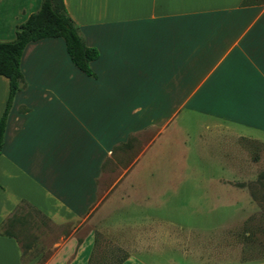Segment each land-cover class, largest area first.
<instances>
[{
  "label": "crops",
  "instance_id": "obj_1",
  "mask_svg": "<svg viewBox=\"0 0 264 264\" xmlns=\"http://www.w3.org/2000/svg\"><path fill=\"white\" fill-rule=\"evenodd\" d=\"M64 1L86 44L99 50L90 63L95 76L72 62L62 37L26 45L0 155V264H89L96 225L123 228L122 264H153L136 252L185 229L132 225L118 215L153 213L182 195L186 207L225 214L229 226L264 221V4ZM40 4L0 0V40L13 39ZM8 94L0 74V117ZM183 110L204 116L201 156L217 164H186L187 137L174 122ZM24 204L70 227L30 261L13 231Z\"/></svg>",
  "mask_w": 264,
  "mask_h": 264
},
{
  "label": "rangeland",
  "instance_id": "obj_2",
  "mask_svg": "<svg viewBox=\"0 0 264 264\" xmlns=\"http://www.w3.org/2000/svg\"><path fill=\"white\" fill-rule=\"evenodd\" d=\"M174 122L183 127L182 134L187 137L185 143L188 153L186 164H217L216 157L201 156L203 154L200 151L203 148L199 144V140L202 123L204 122L203 115L183 110L177 115ZM159 147L162 148L161 145ZM169 147V144L164 145V148ZM110 180L113 181L114 177ZM200 190L198 192H202V189ZM184 200L185 198L182 195L173 199L170 204L160 205L159 210H155L153 213H150L149 209L142 212L128 210L129 212L124 211L121 215H118L132 225L138 222L142 226H152L151 224H154L159 229H165L171 223L169 226L171 229L179 227L185 229L184 233L177 234L175 237L161 236L156 247L151 250L152 253L147 252L148 249H144V251H137L136 254L144 257V259L149 258V261L153 264H237L236 259L241 262L264 260V221H242L237 222V225L229 226L232 222L220 219L225 214L222 215L219 212L217 214H198L193 211L195 208L193 202H190V205L186 207ZM202 201L203 199L200 200V202ZM209 207V204L205 205L206 210ZM18 214L21 218L17 223H19L21 229L13 231L22 243L24 261H30L40 251H43V256L47 255L46 252L49 251V247L58 242L62 235L68 234L70 231L69 225L62 227L54 225L48 218L28 204L20 206ZM94 215L95 213H92V216ZM141 218L144 219L141 220ZM116 219H118L117 216L113 217L112 222ZM89 227L93 226L89 225ZM95 227L96 248L94 258L96 256V259L98 256L103 257L104 254L111 256L110 252H116L120 257L128 255L129 245L126 243L128 238L121 237L124 234V231L121 230L123 228L104 230L101 225ZM223 228L225 229L224 232H222ZM247 231L249 233L246 234ZM221 233L226 235L220 237L219 234ZM174 240L179 241L174 243ZM180 240H200L201 243L205 240L206 244L188 247L183 243L181 244ZM173 244L175 247H173ZM204 245L208 247L206 248ZM218 245L222 247L223 255L226 257L220 256V250H217L219 249L217 248ZM96 259L93 260L92 264H98Z\"/></svg>",
  "mask_w": 264,
  "mask_h": 264
},
{
  "label": "trees",
  "instance_id": "obj_3",
  "mask_svg": "<svg viewBox=\"0 0 264 264\" xmlns=\"http://www.w3.org/2000/svg\"><path fill=\"white\" fill-rule=\"evenodd\" d=\"M244 3L264 4V0H245ZM48 37H62L72 62L87 75L95 76L90 63L99 57V50L86 44L77 24L66 8L65 1L41 0L40 7L16 27L13 39L0 40V74L9 80V94L0 117V155L4 145L8 114L23 79L22 53L29 42ZM110 253L111 256L104 254L103 257L98 256L97 259V256L94 258L93 254L89 264H92L95 259L98 264H122L127 256L120 257L116 252Z\"/></svg>",
  "mask_w": 264,
  "mask_h": 264
}]
</instances>
